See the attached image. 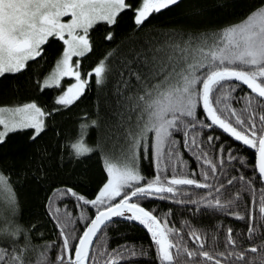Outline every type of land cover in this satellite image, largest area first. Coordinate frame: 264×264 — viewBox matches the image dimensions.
Instances as JSON below:
<instances>
[{
	"label": "snow or ice",
	"instance_id": "snow-or-ice-1",
	"mask_svg": "<svg viewBox=\"0 0 264 264\" xmlns=\"http://www.w3.org/2000/svg\"><path fill=\"white\" fill-rule=\"evenodd\" d=\"M181 3L0 0V78L23 74L34 66L30 62L39 67L46 59L45 45L61 42L54 67L36 83L43 92L62 89L66 78L74 81L55 97L59 107L52 111L36 102L0 106V145L26 130L35 142L48 117L74 105L93 86L105 94L112 141V149L101 152L106 176L94 199L67 186L49 198L46 211L57 242L44 248L37 249L30 233L11 218L18 197L10 178L0 172V264H132L141 259L264 264V0H248L238 22L199 36L185 38L171 30L139 35L151 16ZM129 12L136 38L115 54L106 53L82 75V59L94 52L93 30L103 26L104 39L113 41ZM91 125L98 121L92 119ZM217 129L239 147L213 135ZM76 147L86 151L83 140ZM242 150H254V164ZM143 161L153 166V177L142 174ZM151 200L185 212L191 206L195 216L182 215L177 227L173 209L146 207ZM203 216L220 219L212 228L196 225ZM224 218L241 222L246 230ZM125 223L146 230L150 244L125 241L110 248L111 231Z\"/></svg>",
	"mask_w": 264,
	"mask_h": 264
},
{
	"label": "trees",
	"instance_id": "trees-1",
	"mask_svg": "<svg viewBox=\"0 0 264 264\" xmlns=\"http://www.w3.org/2000/svg\"><path fill=\"white\" fill-rule=\"evenodd\" d=\"M247 11L248 0H182L179 7L173 6L171 10H164L161 14L151 16L144 31L139 35L146 36L158 31L171 30L181 33L185 38L199 36L223 25L238 22ZM131 16L132 13L129 12L124 17L113 41L104 39L106 32L103 26L98 25L97 29L93 30L91 35L94 52L82 59V75L90 71L106 53L112 51L115 54L120 46L126 47L130 40L136 38V34L132 32ZM45 49L46 59L39 67L35 66V62H30L34 66L23 74L0 78V106L36 102L45 111L59 107L54 104L55 97L74 81L64 80L62 89L39 91L37 77L42 82L53 68L61 52V42L51 47L45 45ZM92 119L98 121V126L91 125ZM45 123V131L35 142L28 139L27 132L31 130H26L23 133L10 134L5 143L0 145V172L10 178L18 197V207L11 218L22 230L30 233L31 243L37 249L46 247L49 242L53 244L57 242V230L46 211L49 198L54 197L61 186H67L88 199H94L106 176L101 152L112 149V141L109 140L108 134L110 111L105 105L104 92L95 86L91 90H86L85 96L68 109L54 112ZM82 123L87 127L81 128ZM213 135L220 136L222 142H227L234 148L239 147L238 142L223 134L221 130H214ZM78 138L83 139L95 150L86 156L76 158L70 144ZM242 151L249 163L254 164V150ZM185 158L195 167L187 153ZM141 170L146 177L154 176L153 166L148 161L142 162ZM244 171L246 175L250 174V170ZM67 204L73 209V214H78L71 200L67 201ZM153 206L164 211L172 208L177 227L183 223L182 215L183 218L195 216V213L191 212V206L189 211L185 212L165 201L151 200L146 205L149 208ZM4 214H7L6 209ZM219 219L220 217L203 216L196 220L195 224L212 228ZM224 223L245 230L247 227L231 218H224ZM117 231L121 235H117ZM125 241L148 245L150 236L141 226L130 227L125 223L111 231L109 247L114 248ZM132 264H155V261L141 259L133 261Z\"/></svg>",
	"mask_w": 264,
	"mask_h": 264
},
{
	"label": "clouds",
	"instance_id": "clouds-1",
	"mask_svg": "<svg viewBox=\"0 0 264 264\" xmlns=\"http://www.w3.org/2000/svg\"><path fill=\"white\" fill-rule=\"evenodd\" d=\"M83 139L81 138H78L76 141H73L71 144H70V148L72 150V153L75 157H83V156H86L89 154V152L91 151V146L87 145L84 140H83V148L86 149V151H79L77 150V145L81 144Z\"/></svg>",
	"mask_w": 264,
	"mask_h": 264
},
{
	"label": "rangeland",
	"instance_id": "rangeland-1",
	"mask_svg": "<svg viewBox=\"0 0 264 264\" xmlns=\"http://www.w3.org/2000/svg\"><path fill=\"white\" fill-rule=\"evenodd\" d=\"M65 19H68V18H65ZM54 67V66H53ZM65 80H70L69 78H66ZM63 82V81H62ZM67 86V85H66ZM65 86V87H66ZM26 103H28V102H26ZM23 104H20V106H22ZM14 106H18V105H11V106H4V107H14Z\"/></svg>",
	"mask_w": 264,
	"mask_h": 264
}]
</instances>
